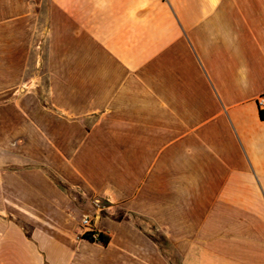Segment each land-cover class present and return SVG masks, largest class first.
I'll list each match as a JSON object with an SVG mask.
<instances>
[{"label":"crops","instance_id":"0c3cea01","mask_svg":"<svg viewBox=\"0 0 264 264\" xmlns=\"http://www.w3.org/2000/svg\"><path fill=\"white\" fill-rule=\"evenodd\" d=\"M261 95L264 0H0V264H264Z\"/></svg>","mask_w":264,"mask_h":264},{"label":"built area","instance_id":"2783aa9c","mask_svg":"<svg viewBox=\"0 0 264 264\" xmlns=\"http://www.w3.org/2000/svg\"><path fill=\"white\" fill-rule=\"evenodd\" d=\"M257 106L261 112L264 113V95L258 96L256 100ZM93 207L95 209L96 215L100 214L104 211L105 206L100 204L99 202H94ZM91 213H84L80 220V230H81V237L83 236H90L92 239L97 240L99 235L101 234L95 228V216Z\"/></svg>","mask_w":264,"mask_h":264},{"label":"rangeland","instance_id":"374dc122","mask_svg":"<svg viewBox=\"0 0 264 264\" xmlns=\"http://www.w3.org/2000/svg\"><path fill=\"white\" fill-rule=\"evenodd\" d=\"M164 253L171 258V263L172 264H180L179 260L177 259L176 254L174 253V251L171 249V247L169 245H164L162 246Z\"/></svg>","mask_w":264,"mask_h":264},{"label":"trees","instance_id":"16d2710c","mask_svg":"<svg viewBox=\"0 0 264 264\" xmlns=\"http://www.w3.org/2000/svg\"><path fill=\"white\" fill-rule=\"evenodd\" d=\"M83 239H86V240H88V241H91V242H94V241H100L104 246L106 245V239H105V237L102 235V234H100L99 235V237H98V239L97 240H94V239H92L90 236H83ZM161 240L164 242V245H166L167 244V242H165V240H164V238H161ZM155 242L157 243V245L161 248L162 246H161V244H160V242L158 241V240H155Z\"/></svg>","mask_w":264,"mask_h":264}]
</instances>
